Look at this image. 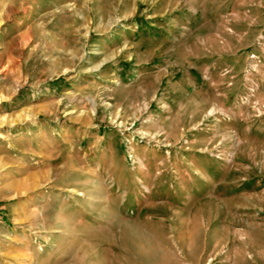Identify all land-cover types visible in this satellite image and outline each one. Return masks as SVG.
<instances>
[{
	"label": "rangeland",
	"instance_id": "374dc122",
	"mask_svg": "<svg viewBox=\"0 0 264 264\" xmlns=\"http://www.w3.org/2000/svg\"><path fill=\"white\" fill-rule=\"evenodd\" d=\"M0 264H264V0H0Z\"/></svg>",
	"mask_w": 264,
	"mask_h": 264
}]
</instances>
